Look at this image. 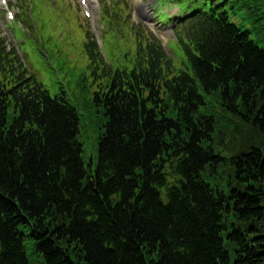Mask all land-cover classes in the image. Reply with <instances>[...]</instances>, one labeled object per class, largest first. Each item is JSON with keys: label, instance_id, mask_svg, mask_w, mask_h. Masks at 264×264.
<instances>
[{"label": "trees", "instance_id": "trees-1", "mask_svg": "<svg viewBox=\"0 0 264 264\" xmlns=\"http://www.w3.org/2000/svg\"><path fill=\"white\" fill-rule=\"evenodd\" d=\"M241 17L252 30L241 33L225 22L237 41L217 45L206 33L190 39V50L206 52L197 69L209 90H224L217 112L200 115L195 109L205 102L186 97L168 101L155 118L146 101L128 95L135 92L110 99L95 93L94 103L108 118L99 139L97 185L85 181L78 115L64 96L0 91V264H29L19 226L32 225L45 264H231L218 232L221 214L232 207L241 224L261 226L264 239V0L251 1ZM212 114L221 117L219 125L205 121ZM216 131L226 138L219 144L235 168L228 181L240 186L218 199L194 182L208 163H217ZM176 151L189 183L184 195L173 188L164 207L153 184H167L149 162ZM135 170H148L149 177L137 179ZM118 190L124 195L116 204ZM235 241L234 264H264V240Z\"/></svg>", "mask_w": 264, "mask_h": 264}, {"label": "rangeland", "instance_id": "rangeland-1", "mask_svg": "<svg viewBox=\"0 0 264 264\" xmlns=\"http://www.w3.org/2000/svg\"><path fill=\"white\" fill-rule=\"evenodd\" d=\"M26 22L35 27L37 37L28 39L25 30L17 27L14 33L21 42L18 48L30 71L45 89L52 96L63 91L67 100L77 108L83 157L87 168L90 165L93 168L98 161L97 138L103 115L93 102L99 82H95L88 69L85 39L76 37L80 29L77 11L68 0H32L29 21ZM4 36L8 41L5 37L0 38H4L6 47L11 50L16 42L11 43V39L6 34ZM103 40L108 43L106 37Z\"/></svg>", "mask_w": 264, "mask_h": 264}, {"label": "bare ground", "instance_id": "bare-ground-1", "mask_svg": "<svg viewBox=\"0 0 264 264\" xmlns=\"http://www.w3.org/2000/svg\"><path fill=\"white\" fill-rule=\"evenodd\" d=\"M178 154V152L176 151V152H173L170 156L171 157H174V156H176ZM161 155L160 154H158V155H156L155 157H153L152 159H151V161L149 162V165H150V163L151 162H154V163H157V162H161L164 166H167L166 164H164L162 161H161ZM171 167V166H170ZM140 185V184H139ZM138 185V186H139Z\"/></svg>", "mask_w": 264, "mask_h": 264}]
</instances>
